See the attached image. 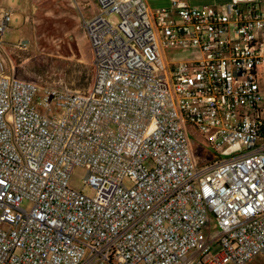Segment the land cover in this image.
Returning a JSON list of instances; mask_svg holds the SVG:
<instances>
[{
	"label": "built area",
	"instance_id": "built-area-1",
	"mask_svg": "<svg viewBox=\"0 0 264 264\" xmlns=\"http://www.w3.org/2000/svg\"><path fill=\"white\" fill-rule=\"evenodd\" d=\"M95 2L80 92L8 74L0 6V264L264 256V0ZM185 124L213 152L200 167Z\"/></svg>",
	"mask_w": 264,
	"mask_h": 264
},
{
	"label": "rangeland",
	"instance_id": "rangeland-1",
	"mask_svg": "<svg viewBox=\"0 0 264 264\" xmlns=\"http://www.w3.org/2000/svg\"><path fill=\"white\" fill-rule=\"evenodd\" d=\"M0 6L10 13L2 37L10 76L69 92L91 87L92 55L79 10L70 0H0ZM188 54L181 53L178 58ZM198 138L201 156L213 158L211 148L199 133ZM144 165L150 167L149 162ZM86 173V168H75L69 187L92 196L93 189L83 184ZM21 208L29 210L30 204L23 201ZM248 264H264V256L253 258Z\"/></svg>",
	"mask_w": 264,
	"mask_h": 264
},
{
	"label": "crops",
	"instance_id": "crops-1",
	"mask_svg": "<svg viewBox=\"0 0 264 264\" xmlns=\"http://www.w3.org/2000/svg\"><path fill=\"white\" fill-rule=\"evenodd\" d=\"M171 0H145L148 8L153 10L158 7H168ZM189 5H214L220 6L230 0H183ZM81 18L86 19L93 15L97 10V4L94 0H76Z\"/></svg>",
	"mask_w": 264,
	"mask_h": 264
},
{
	"label": "water",
	"instance_id": "water-1",
	"mask_svg": "<svg viewBox=\"0 0 264 264\" xmlns=\"http://www.w3.org/2000/svg\"><path fill=\"white\" fill-rule=\"evenodd\" d=\"M185 128H186V132L188 134L189 137V142H190V146H191V150L193 153V156L196 160V164L198 167H200L203 163H201V153L199 152L200 148H199V138H198V132L196 131V129L188 124H185ZM197 136V138H195L194 136Z\"/></svg>",
	"mask_w": 264,
	"mask_h": 264
}]
</instances>
